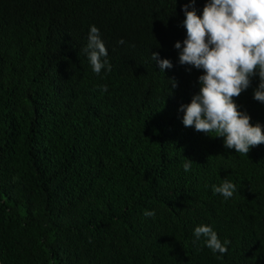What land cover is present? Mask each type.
<instances>
[{"label":"trees","instance_id":"16d2710c","mask_svg":"<svg viewBox=\"0 0 264 264\" xmlns=\"http://www.w3.org/2000/svg\"><path fill=\"white\" fill-rule=\"evenodd\" d=\"M187 2L0 0V264H264V144L241 155L182 123L203 74L174 47ZM258 83L234 102L264 128ZM202 224L230 241L222 257L193 243Z\"/></svg>","mask_w":264,"mask_h":264},{"label":"clouds","instance_id":"9594fccd","mask_svg":"<svg viewBox=\"0 0 264 264\" xmlns=\"http://www.w3.org/2000/svg\"><path fill=\"white\" fill-rule=\"evenodd\" d=\"M195 4L196 0H188L183 5L186 38L183 47L180 41L174 45L180 65L203 71L198 77L199 92L189 104L180 106L184 113L182 123L212 138L221 137L226 149L247 155L252 147L264 144V128L259 123L253 126L250 116L239 110L234 98L251 87L252 79L258 76L253 98L264 104V0H208L202 15L197 14ZM83 51L96 75L103 69L112 70L107 48L95 25L90 26ZM151 58L157 61L162 73L173 67L170 60L158 59V53ZM170 81L175 88V80ZM99 87L102 93L107 91V85ZM192 163L185 159L182 166L186 173ZM212 189L213 194H220L225 200L237 191L236 185L227 179ZM143 214L155 217L154 210ZM193 234V243L203 239L213 254L222 257L228 252L230 241L222 242L210 225L195 227Z\"/></svg>","mask_w":264,"mask_h":264}]
</instances>
